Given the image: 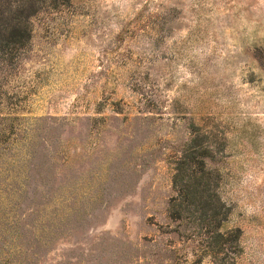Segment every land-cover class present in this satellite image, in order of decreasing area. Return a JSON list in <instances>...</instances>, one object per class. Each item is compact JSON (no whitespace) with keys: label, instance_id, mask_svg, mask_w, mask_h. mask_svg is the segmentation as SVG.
I'll list each match as a JSON object with an SVG mask.
<instances>
[{"label":"rangeland","instance_id":"374dc122","mask_svg":"<svg viewBox=\"0 0 264 264\" xmlns=\"http://www.w3.org/2000/svg\"><path fill=\"white\" fill-rule=\"evenodd\" d=\"M17 3L0 0V30L30 34L0 38V264H264V0ZM188 149L225 208L220 254L171 216Z\"/></svg>","mask_w":264,"mask_h":264},{"label":"trees","instance_id":"16d2710c","mask_svg":"<svg viewBox=\"0 0 264 264\" xmlns=\"http://www.w3.org/2000/svg\"><path fill=\"white\" fill-rule=\"evenodd\" d=\"M33 1L23 0L22 7H18L17 3L19 12L26 14V17L33 15L35 11ZM1 8L0 4V14ZM9 12H12L11 7ZM15 13L13 11L12 14ZM29 35L25 20L9 21L0 30V38L4 42H24ZM192 152L188 149L184 159L175 168L174 185L177 196L171 202V216L174 220L192 219L193 224L198 222L207 237L205 249L211 254H220L229 235V232L222 230L225 208L217 192V186L213 184L212 173L205 167L202 158L204 153L199 154L197 158Z\"/></svg>","mask_w":264,"mask_h":264}]
</instances>
